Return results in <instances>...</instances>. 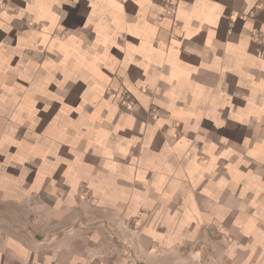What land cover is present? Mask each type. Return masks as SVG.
<instances>
[{
  "label": "crops",
  "instance_id": "obj_1",
  "mask_svg": "<svg viewBox=\"0 0 264 264\" xmlns=\"http://www.w3.org/2000/svg\"><path fill=\"white\" fill-rule=\"evenodd\" d=\"M260 1L0 0V264H264Z\"/></svg>",
  "mask_w": 264,
  "mask_h": 264
},
{
  "label": "built area",
  "instance_id": "obj_2",
  "mask_svg": "<svg viewBox=\"0 0 264 264\" xmlns=\"http://www.w3.org/2000/svg\"><path fill=\"white\" fill-rule=\"evenodd\" d=\"M258 5L264 7V0H261ZM121 96H122L123 102H126V103H129L130 102L131 97H130V95L128 93H126V92L123 93L122 92V95Z\"/></svg>",
  "mask_w": 264,
  "mask_h": 264
}]
</instances>
